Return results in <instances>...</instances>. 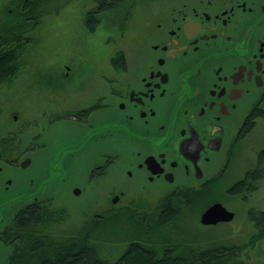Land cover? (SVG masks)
I'll use <instances>...</instances> for the list:
<instances>
[{
  "label": "flooded vegetation",
  "instance_id": "af4514ba",
  "mask_svg": "<svg viewBox=\"0 0 264 264\" xmlns=\"http://www.w3.org/2000/svg\"><path fill=\"white\" fill-rule=\"evenodd\" d=\"M121 6L106 28L90 30L95 48L89 55L96 56L86 61L57 52L48 58L42 49V62L22 71L26 86L41 77L34 94L22 95L30 112L20 126L28 151L18 163L8 156L21 134L12 131L0 137V160L21 167L28 159L27 166L39 151L48 182L17 212L14 203L0 205V264L10 263L20 209L42 207L58 195L54 182L68 194L102 182L111 200L127 192L130 200L150 202L181 194L214 198L233 213L216 223L236 215L219 198L247 211L253 228L251 216L264 211V136L256 134L264 125V0H129ZM126 34L132 57L122 52L109 59L110 37ZM0 54L12 56L13 46H0ZM101 56L104 75L91 81ZM87 204L80 213L89 216Z\"/></svg>",
  "mask_w": 264,
  "mask_h": 264
},
{
  "label": "trees",
  "instance_id": "16d2710c",
  "mask_svg": "<svg viewBox=\"0 0 264 264\" xmlns=\"http://www.w3.org/2000/svg\"><path fill=\"white\" fill-rule=\"evenodd\" d=\"M125 1L129 2L115 0L105 7V0H102L100 9L95 6L85 11V24L93 27L103 19L108 21L113 11L119 9L116 7ZM15 2L14 12L6 8L4 12L11 14L5 13L7 16L0 18V46H13L12 56L0 54V82L4 78H10L20 66L18 57L21 51L18 45L24 31L16 21L29 0ZM130 7L129 4L125 5L126 12H129ZM9 16L10 20L13 18L11 21ZM9 63L11 64L8 67ZM214 200L199 196L185 197L181 194L167 197L153 207L149 200H143L149 206L141 201L131 202L124 206V211L109 212L111 217H106L107 211L95 212L92 217L84 212V219L79 221L77 227L58 235L51 228L57 221L66 219L63 209L49 205V208H21L23 213L16 217L13 225L16 241L9 264H249L241 256H245L244 250L248 246L264 238V211L253 213L251 218L254 222V233L241 244L208 242L209 238L204 237L194 226L187 224L192 227L191 232L185 229L184 211L188 208L199 209L200 214ZM23 203L22 206L28 204ZM44 213L46 215H42ZM46 217L56 221L46 224ZM102 218L107 219L104 227L99 225ZM4 236H7V231ZM116 238L125 242V248L112 261L102 258L100 251L104 249V245ZM122 245L124 246L123 243Z\"/></svg>",
  "mask_w": 264,
  "mask_h": 264
},
{
  "label": "rangeland",
  "instance_id": "374dc122",
  "mask_svg": "<svg viewBox=\"0 0 264 264\" xmlns=\"http://www.w3.org/2000/svg\"><path fill=\"white\" fill-rule=\"evenodd\" d=\"M98 1L99 0H34V4L30 3L32 5L29 9L22 10V13L19 14V18L16 22H18L17 25H20L19 28H22L24 31L20 36L18 45L21 51L18 57L21 72L16 73L15 76L12 75V81L3 82L0 85V93L6 95L5 98H0V137L4 138L8 136V133L12 134V131H21L16 150H12L8 154L9 157L11 156L16 160L15 163H18L19 160L24 158L28 151V149L24 150L27 139H25V137L23 138V126H20L23 124L24 119L26 120V118L30 116V112L27 107L28 98L22 100V95L34 94L33 91L35 86L38 87L39 84H41V77H39L35 84L26 86L28 82L26 81V76L22 73L23 69L27 67V64L42 62V58L44 57L43 54L40 53L42 49L45 51V56L48 58H52L57 52H61V54H73L77 58H85L86 61H88L90 56H96L89 55V51L95 48L93 46L94 43L91 42L94 41V39L91 38L90 34L92 27L85 24L84 18L85 11L90 8H95V4L96 2L98 3ZM13 3H16L15 0H0V18H5L7 16L5 13L11 14V12H14L15 7ZM6 8H9L11 12H4ZM38 11L40 12L38 13ZM8 19L11 21L13 18L10 20L9 16ZM98 24L100 25V29L108 26L105 19ZM87 35L90 37L88 38ZM104 38H108V36L105 35ZM110 38L112 42L109 43H111L112 47L108 55L109 59H112L115 55H120L119 53L122 52L125 53V56L132 57L131 50L126 48L127 41L129 40L127 34L126 36L123 35L122 37H118L116 41L115 37L111 36ZM102 53L104 52L102 51ZM57 56L59 57V53ZM101 57L102 60L101 58L99 60H101L102 65L99 69V74L91 75V81L100 80L104 75L107 59L105 56ZM63 60H66L65 57H63ZM50 62L57 63L59 60L52 59ZM74 63L75 62L71 61L68 62L67 70L70 74L75 72L74 67L76 68V66ZM32 82L33 81H30V83ZM43 82L45 83V81ZM13 108H17V110H15L12 115L11 111ZM257 130L256 134L264 136V125ZM6 141H9V139H6ZM31 158V163L26 167H18L0 160V205L14 203L15 212L24 204L23 202H26L28 196L43 192V185L48 182L44 181L42 178L43 161L39 151L31 154ZM112 178L113 177L110 179ZM101 184L102 182L98 184L91 183L88 190L85 192L83 191L79 195L64 192L61 187L62 184L59 182H54L50 185L52 188H57L58 195L52 199H45L40 204L42 207L49 205L52 208L56 207L58 209H63L66 215V219L57 221L51 228H54L53 231L56 235L77 227L78 224H80L79 221H82L85 215L80 213L81 209L88 205L87 203L89 202H91V214L93 211H107L106 217H111L109 212L117 213L124 211V205L129 202L141 201L149 206V204L142 199L130 200V192H127L123 197H118L117 201L113 203L107 193L101 192ZM131 188V185L126 186V189ZM165 199L167 198H153L151 202L152 205L158 206V204ZM219 200H223L226 205L235 210L236 215L230 222L204 225L201 224L199 220L201 214L198 212L199 209L191 210L188 208L184 211L185 215L183 221L186 219L184 224L185 229L187 228V230L191 232L192 227L189 225L194 226L204 237L209 238V240H207L208 242H243L249 234H253L254 232L252 224H250L247 219V211L243 212L240 206L236 208L233 201L228 202L223 198H219ZM91 214L89 216H91ZM61 217L62 213L60 218ZM106 220V218H102L99 221V225L103 227L106 226ZM54 221L56 220L51 217H46V224H52ZM125 245V242H121L119 238L113 239L112 241L109 240V242L104 245V249L100 251V256L108 261H112L119 254L120 250L125 248ZM0 248L3 250L1 242ZM244 251L245 256L243 255L241 258L249 262V264H264V238L255 241L254 244L248 246Z\"/></svg>",
  "mask_w": 264,
  "mask_h": 264
},
{
  "label": "water",
  "instance_id": "95a60500",
  "mask_svg": "<svg viewBox=\"0 0 264 264\" xmlns=\"http://www.w3.org/2000/svg\"><path fill=\"white\" fill-rule=\"evenodd\" d=\"M28 163V159H24L21 162V166L24 167ZM75 194H79V189H74ZM118 196L112 198V202L115 203ZM233 213L227 210L220 202H213L211 205L206 207V209L200 215V222L203 224H214L219 221L230 220Z\"/></svg>",
  "mask_w": 264,
  "mask_h": 264
}]
</instances>
